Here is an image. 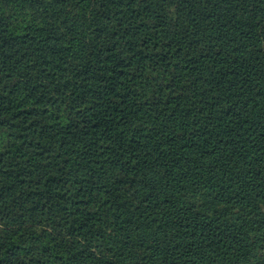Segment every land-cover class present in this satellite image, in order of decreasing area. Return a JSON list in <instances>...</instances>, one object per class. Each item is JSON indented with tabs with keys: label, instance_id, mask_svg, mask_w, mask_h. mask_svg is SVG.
I'll return each mask as SVG.
<instances>
[{
	"label": "trees",
	"instance_id": "obj_1",
	"mask_svg": "<svg viewBox=\"0 0 264 264\" xmlns=\"http://www.w3.org/2000/svg\"><path fill=\"white\" fill-rule=\"evenodd\" d=\"M0 264H264V0H0Z\"/></svg>",
	"mask_w": 264,
	"mask_h": 264
}]
</instances>
